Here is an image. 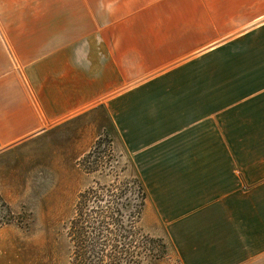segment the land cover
Instances as JSON below:
<instances>
[{"label": "crops", "instance_id": "crops-1", "mask_svg": "<svg viewBox=\"0 0 264 264\" xmlns=\"http://www.w3.org/2000/svg\"><path fill=\"white\" fill-rule=\"evenodd\" d=\"M109 128L181 264H264V0H0V155Z\"/></svg>", "mask_w": 264, "mask_h": 264}, {"label": "rangeland", "instance_id": "rangeland-1", "mask_svg": "<svg viewBox=\"0 0 264 264\" xmlns=\"http://www.w3.org/2000/svg\"><path fill=\"white\" fill-rule=\"evenodd\" d=\"M81 138L0 155V194L12 211L11 222L0 227V264H73L68 231L80 193L107 186L123 190L124 200L134 199L140 175L115 132L109 128L93 140L90 130L89 140L83 136L90 146L82 152L74 149ZM139 227L118 233L119 248L139 258L138 264H181L147 200Z\"/></svg>", "mask_w": 264, "mask_h": 264}, {"label": "trees", "instance_id": "trees-1", "mask_svg": "<svg viewBox=\"0 0 264 264\" xmlns=\"http://www.w3.org/2000/svg\"><path fill=\"white\" fill-rule=\"evenodd\" d=\"M135 188L134 199L128 201L123 198V190L117 192L113 187H90L80 193L68 231L75 249L73 264H121L124 258L125 264L139 263V258L117 244L119 232L140 229L147 200L140 177ZM11 217L12 211L0 194V227L9 224Z\"/></svg>", "mask_w": 264, "mask_h": 264}]
</instances>
